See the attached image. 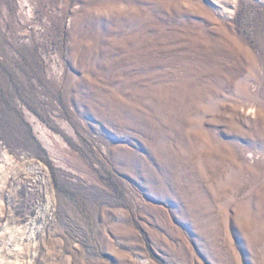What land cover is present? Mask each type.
<instances>
[{
    "label": "rangeland",
    "instance_id": "rangeland-1",
    "mask_svg": "<svg viewBox=\"0 0 264 264\" xmlns=\"http://www.w3.org/2000/svg\"><path fill=\"white\" fill-rule=\"evenodd\" d=\"M0 264H264V0H0Z\"/></svg>",
    "mask_w": 264,
    "mask_h": 264
}]
</instances>
